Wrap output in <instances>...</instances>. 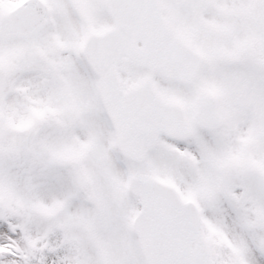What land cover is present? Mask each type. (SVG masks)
Here are the masks:
<instances>
[{
  "label": "snow or ice",
  "instance_id": "obj_1",
  "mask_svg": "<svg viewBox=\"0 0 264 264\" xmlns=\"http://www.w3.org/2000/svg\"><path fill=\"white\" fill-rule=\"evenodd\" d=\"M0 264H264V0H0Z\"/></svg>",
  "mask_w": 264,
  "mask_h": 264
}]
</instances>
